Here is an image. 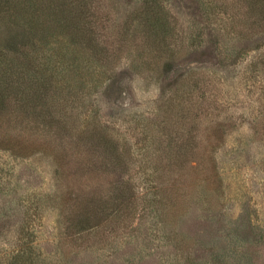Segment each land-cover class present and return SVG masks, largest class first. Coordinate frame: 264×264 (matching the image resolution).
Instances as JSON below:
<instances>
[{"label":"rangeland","instance_id":"rangeland-1","mask_svg":"<svg viewBox=\"0 0 264 264\" xmlns=\"http://www.w3.org/2000/svg\"><path fill=\"white\" fill-rule=\"evenodd\" d=\"M159 1L171 28L148 38L138 18L142 0H86L109 51L104 66L98 50L85 48L83 37L73 43V31L44 16L43 5L34 18L48 43L44 38V52L30 49L44 53L48 66L30 62L27 71L33 77L47 69L53 85L76 88L82 79L86 98L74 110L77 124L86 129L97 116L120 145L131 147L126 177L144 181L152 173L153 159L141 155L150 137L183 145L188 167L175 205L166 203L164 190L145 199L142 185L128 217L63 236L54 193L62 174L54 158L47 150L0 149L1 255L26 226L23 247L35 264H264V65L257 48L264 35L243 24L250 13L242 0L234 8L223 0ZM126 28L129 36L115 41ZM110 79L113 90L105 86ZM72 95L59 101L63 109H72L66 106ZM19 106L23 114L22 100ZM66 120L73 127L74 117ZM191 135L198 139L187 143Z\"/></svg>","mask_w":264,"mask_h":264},{"label":"trees","instance_id":"trees-1","mask_svg":"<svg viewBox=\"0 0 264 264\" xmlns=\"http://www.w3.org/2000/svg\"><path fill=\"white\" fill-rule=\"evenodd\" d=\"M242 1L250 13L249 18L245 19L248 21L243 24L264 35V0ZM236 2L238 0H230L229 3L223 0L221 4L225 8L241 6L236 5ZM86 4V0H0V18L4 20L0 26L5 30V33H0V149L14 155H24L23 148L31 150V154L47 150L54 158L56 172L62 174L57 178L60 182L54 193L62 210L60 234L63 236H71L75 230L86 233L94 227H100L102 223L110 225L121 217H128L129 211L134 210L135 206L132 205L142 185L145 199L156 190V194L164 190L165 193L170 192V195H166L169 196L166 203L175 205L179 179L183 180L182 174L187 172L188 167L183 157V145L175 147L170 138L152 136L144 145L145 154L141 153L153 159L147 167L152 173L144 181H137L132 175L126 177L129 172L128 161L132 156L131 147L120 145L109 127L96 123L97 116L88 122L86 129L77 124L81 117L73 115L76 113L74 110H78L77 102L86 98L83 89H79L84 84L82 79L75 88L63 83L53 85L47 82V69L37 70L33 77L28 73L30 62L47 65L44 53L35 56L30 49L44 52L43 44L46 43L43 39L48 43V35L38 31V23L34 18L43 5L46 10L44 16H54L56 21L63 20L69 27L65 28L67 32L73 31L72 42H76L77 36L83 37L85 48L98 50L101 65L104 66L103 60H107L109 51L100 45L102 34L97 31L99 25L90 21ZM142 4L138 18L146 28V36L156 38L160 29L161 32L167 29L168 33L170 20L161 2L142 0ZM128 34L129 28H126L114 40L128 37ZM72 42L66 44L67 48H74ZM257 48H263L260 57L264 65V42L258 44ZM41 75L44 76L42 79L39 78ZM27 84H31L34 89L31 91L33 95L27 93ZM116 85V81L110 79L105 86L113 90ZM20 93L24 95L22 99L18 97ZM67 95H72L66 105L72 106L70 111L63 109L65 107L59 102L66 99ZM17 99L20 100L19 105L23 101V114L19 105H12V100L15 102ZM5 111L6 115L3 113ZM71 116L75 122L73 127L68 128L66 118ZM191 137L187 143L198 139L197 135ZM158 172L161 174L159 179ZM159 197L162 201L163 196ZM25 231L26 226H23L12 250L3 255L0 252V264H35V259L30 258L23 247Z\"/></svg>","mask_w":264,"mask_h":264}]
</instances>
